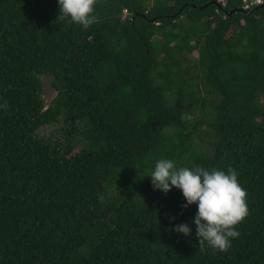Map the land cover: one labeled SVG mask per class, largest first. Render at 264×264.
<instances>
[{
	"label": "trees",
	"instance_id": "16d2710c",
	"mask_svg": "<svg viewBox=\"0 0 264 264\" xmlns=\"http://www.w3.org/2000/svg\"><path fill=\"white\" fill-rule=\"evenodd\" d=\"M246 5L96 0L83 28L57 0H0V264H264V6ZM160 158L237 171L227 251L201 248L179 189L153 190Z\"/></svg>",
	"mask_w": 264,
	"mask_h": 264
},
{
	"label": "clouds",
	"instance_id": "9594fccd",
	"mask_svg": "<svg viewBox=\"0 0 264 264\" xmlns=\"http://www.w3.org/2000/svg\"><path fill=\"white\" fill-rule=\"evenodd\" d=\"M57 2V20L78 24L83 28L94 22L96 0ZM262 4L263 0L256 6ZM147 176L151 177L153 190L167 194L173 188L179 189L185 199L183 208L196 205L192 224L195 225V236L201 248L207 246L225 252L231 247L232 241L239 237L236 226L248 215V206L246 189L240 185L234 168L210 169L200 165L178 167L174 160L160 158ZM173 230L186 237L193 234L186 222L174 225Z\"/></svg>",
	"mask_w": 264,
	"mask_h": 264
},
{
	"label": "rangeland",
	"instance_id": "374dc122",
	"mask_svg": "<svg viewBox=\"0 0 264 264\" xmlns=\"http://www.w3.org/2000/svg\"><path fill=\"white\" fill-rule=\"evenodd\" d=\"M39 79L42 83V99L45 106L48 107L51 100L55 96V92L51 87V79L45 76H40ZM82 127H84L83 123L80 124L81 129ZM66 128L67 127H64L63 124L49 125L41 128L37 134L39 137H42L46 140L50 139L51 141H62L65 138ZM73 142L77 145L76 147H85L88 145V140L83 134L76 136L74 135Z\"/></svg>",
	"mask_w": 264,
	"mask_h": 264
},
{
	"label": "built area",
	"instance_id": "2783aa9c",
	"mask_svg": "<svg viewBox=\"0 0 264 264\" xmlns=\"http://www.w3.org/2000/svg\"><path fill=\"white\" fill-rule=\"evenodd\" d=\"M247 5L245 6V9H250L253 5H258L262 3V0H244Z\"/></svg>",
	"mask_w": 264,
	"mask_h": 264
},
{
	"label": "water",
	"instance_id": "95a60500",
	"mask_svg": "<svg viewBox=\"0 0 264 264\" xmlns=\"http://www.w3.org/2000/svg\"><path fill=\"white\" fill-rule=\"evenodd\" d=\"M264 5H260V6H258L256 9H259V8H261V7H263ZM239 11H243V10H239ZM236 12V10H232L231 12H229L228 13V16H230L231 14H233V13H235ZM244 12V11H243ZM249 13H251V12H249Z\"/></svg>",
	"mask_w": 264,
	"mask_h": 264
}]
</instances>
